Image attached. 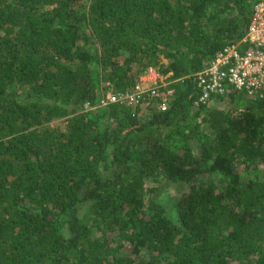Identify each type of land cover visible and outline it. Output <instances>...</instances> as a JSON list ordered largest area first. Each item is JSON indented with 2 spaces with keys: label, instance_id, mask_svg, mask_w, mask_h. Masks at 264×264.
<instances>
[{
  "label": "trees",
  "instance_id": "16d2710c",
  "mask_svg": "<svg viewBox=\"0 0 264 264\" xmlns=\"http://www.w3.org/2000/svg\"><path fill=\"white\" fill-rule=\"evenodd\" d=\"M260 1L0 0V264H264V101L198 85Z\"/></svg>",
  "mask_w": 264,
  "mask_h": 264
},
{
  "label": "built area",
  "instance_id": "2783aa9c",
  "mask_svg": "<svg viewBox=\"0 0 264 264\" xmlns=\"http://www.w3.org/2000/svg\"><path fill=\"white\" fill-rule=\"evenodd\" d=\"M243 44H248L244 50L241 48ZM203 68L198 74V85L202 90L200 103H206L214 93H223L226 83L239 92L264 101V0L254 6V15L243 39ZM164 81L165 77L155 68H150L132 91L107 92L101 104L119 103L144 109L155 105L165 111L172 90L164 89Z\"/></svg>",
  "mask_w": 264,
  "mask_h": 264
},
{
  "label": "rangeland",
  "instance_id": "374dc122",
  "mask_svg": "<svg viewBox=\"0 0 264 264\" xmlns=\"http://www.w3.org/2000/svg\"><path fill=\"white\" fill-rule=\"evenodd\" d=\"M60 122H62V121L54 122V123H51V124H52L53 126L64 124V123H60ZM58 123H59V124H58ZM171 191H172V190H171Z\"/></svg>",
  "mask_w": 264,
  "mask_h": 264
},
{
  "label": "clouds",
  "instance_id": "9594fccd",
  "mask_svg": "<svg viewBox=\"0 0 264 264\" xmlns=\"http://www.w3.org/2000/svg\"><path fill=\"white\" fill-rule=\"evenodd\" d=\"M145 75V74H144Z\"/></svg>",
  "mask_w": 264,
  "mask_h": 264
}]
</instances>
